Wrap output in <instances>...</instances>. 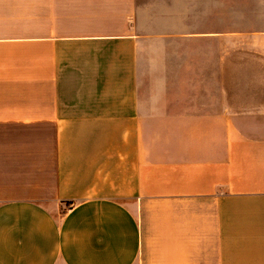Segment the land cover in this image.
Returning <instances> with one entry per match:
<instances>
[{"label":"crops","instance_id":"obj_1","mask_svg":"<svg viewBox=\"0 0 264 264\" xmlns=\"http://www.w3.org/2000/svg\"><path fill=\"white\" fill-rule=\"evenodd\" d=\"M208 1L0 0V264H264V0Z\"/></svg>","mask_w":264,"mask_h":264},{"label":"rangeland","instance_id":"obj_2","mask_svg":"<svg viewBox=\"0 0 264 264\" xmlns=\"http://www.w3.org/2000/svg\"><path fill=\"white\" fill-rule=\"evenodd\" d=\"M200 2H201V4H205V6H211V5L209 4L210 2H209L208 0H200ZM201 4H199V5H201ZM100 95H101V94H99V96H100ZM108 95H109V94H108ZM103 96H106V94H103ZM103 98H105V97H103ZM105 103H106V100L100 102L99 105L105 107ZM69 205H70V204H68V202L65 203V204H63V205H61V207H60L59 210H58V217H62V216H63V214L68 210Z\"/></svg>","mask_w":264,"mask_h":264}]
</instances>
